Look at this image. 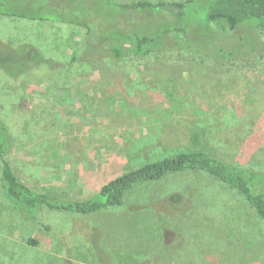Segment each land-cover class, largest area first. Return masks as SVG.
<instances>
[{"label":"rangeland","instance_id":"rangeland-1","mask_svg":"<svg viewBox=\"0 0 264 264\" xmlns=\"http://www.w3.org/2000/svg\"><path fill=\"white\" fill-rule=\"evenodd\" d=\"M29 1L41 17L0 15V116L14 136L7 157L33 189L91 197L115 176L189 150L192 133L203 150L264 173V143L247 141L264 138L256 19L234 29L208 21L211 0L180 10L130 5L182 0ZM135 33L152 36L159 57H106ZM30 51L36 65L25 72ZM35 220L0 187V264H264V221L205 172L168 175L91 214L43 207Z\"/></svg>","mask_w":264,"mask_h":264},{"label":"trees","instance_id":"trees-1","mask_svg":"<svg viewBox=\"0 0 264 264\" xmlns=\"http://www.w3.org/2000/svg\"><path fill=\"white\" fill-rule=\"evenodd\" d=\"M189 1H138L132 3L130 7L132 9L180 10L184 9ZM4 4L9 6L8 10L3 9ZM31 7L30 1L26 2V0L23 3H21V0H0V15L31 19H37L42 16L37 10L30 9ZM248 19H256L261 26L260 28H264V0L210 1L207 15L208 21L220 22L234 29ZM80 22L78 23L82 25L85 23L83 21ZM177 30L181 31L180 29ZM125 38L130 40L131 46L127 50H124L120 44L114 45L111 49L112 56L107 55L106 57H159L158 48L160 46L157 44L153 45L155 39L152 36L135 33L132 36H125ZM3 52L4 57L10 55L5 51ZM28 54L26 55L27 65L25 72L32 70L36 65V57H33L31 51ZM260 77L264 78V74ZM256 79L257 77L254 78V82L252 81L254 84H263V80L257 82L255 81ZM251 98L257 102L255 96ZM190 141L191 147L189 150H179L175 153L145 162L133 170L104 182L93 196L85 199H73L65 191L61 192L62 196L54 194L55 192H49L47 191L48 189L41 192L36 191L19 176L14 163L7 157V154L14 147L13 132L9 123L4 121L0 116V187L3 189L5 197L21 211V214L26 219L35 223L37 221L35 220L36 211L43 207L52 210L77 211L80 214H91L112 206L122 205L128 192L149 182L161 180L172 174L199 171L208 173L227 186V188L241 195L257 217L264 221V173L250 167L238 166L223 157L203 150L201 148L199 133H192ZM247 141L248 143H253V149L261 146L264 143V138L260 139L256 132ZM180 196L182 195L174 194L171 198L177 199ZM183 198V202L187 204L189 201L188 197H184L183 195ZM38 224L44 226L46 229L51 228L42 222ZM28 243L36 246L39 245V241L35 238H28Z\"/></svg>","mask_w":264,"mask_h":264},{"label":"crops","instance_id":"crops-1","mask_svg":"<svg viewBox=\"0 0 264 264\" xmlns=\"http://www.w3.org/2000/svg\"><path fill=\"white\" fill-rule=\"evenodd\" d=\"M40 211H41V210H40ZM40 211H39V212H40Z\"/></svg>","mask_w":264,"mask_h":264}]
</instances>
